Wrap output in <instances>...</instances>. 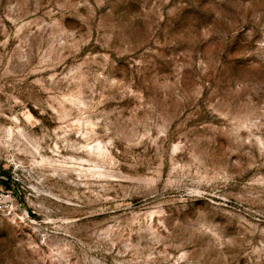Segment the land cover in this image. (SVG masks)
I'll return each instance as SVG.
<instances>
[{
	"label": "rangeland",
	"instance_id": "374dc122",
	"mask_svg": "<svg viewBox=\"0 0 264 264\" xmlns=\"http://www.w3.org/2000/svg\"><path fill=\"white\" fill-rule=\"evenodd\" d=\"M0 190V264H264V0H0Z\"/></svg>",
	"mask_w": 264,
	"mask_h": 264
},
{
	"label": "built area",
	"instance_id": "2783aa9c",
	"mask_svg": "<svg viewBox=\"0 0 264 264\" xmlns=\"http://www.w3.org/2000/svg\"><path fill=\"white\" fill-rule=\"evenodd\" d=\"M14 197L9 190H0V213L6 214L8 216H13L15 214ZM24 218H29V213H21Z\"/></svg>",
	"mask_w": 264,
	"mask_h": 264
}]
</instances>
